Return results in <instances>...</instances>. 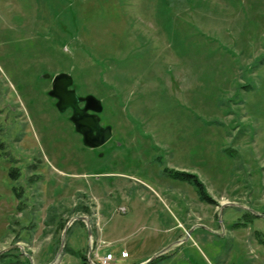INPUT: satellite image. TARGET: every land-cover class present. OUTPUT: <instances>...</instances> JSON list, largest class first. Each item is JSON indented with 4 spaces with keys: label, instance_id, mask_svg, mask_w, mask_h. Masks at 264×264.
<instances>
[{
    "label": "rangeland",
    "instance_id": "1",
    "mask_svg": "<svg viewBox=\"0 0 264 264\" xmlns=\"http://www.w3.org/2000/svg\"><path fill=\"white\" fill-rule=\"evenodd\" d=\"M59 73L101 101L103 146ZM257 231L264 0H0V264H264Z\"/></svg>",
    "mask_w": 264,
    "mask_h": 264
},
{
    "label": "water",
    "instance_id": "2",
    "mask_svg": "<svg viewBox=\"0 0 264 264\" xmlns=\"http://www.w3.org/2000/svg\"><path fill=\"white\" fill-rule=\"evenodd\" d=\"M52 80L51 89L47 92L50 96L56 99L55 106L58 111L64 112L66 109L71 108L72 115L69 116L71 122L74 125V129L82 134V142L84 145L94 148L99 147L111 138V126L106 125L102 127L99 123V116L103 109L102 103L99 99L91 94L85 95L84 97L78 96L75 88H69L72 85L73 80L68 73L56 74ZM84 102V106L80 107L78 103ZM93 112L92 114L87 112ZM96 133V136L93 134ZM227 204L236 205L234 203H224L221 205L223 208ZM259 215L257 213H254ZM77 219L83 220L88 225V220L84 216H78ZM69 223L63 230L60 246L58 248L59 254L64 247V236L66 228H68ZM90 233V230H88ZM152 256L146 262H150L155 258ZM146 262L140 264H146Z\"/></svg>",
    "mask_w": 264,
    "mask_h": 264
},
{
    "label": "trees",
    "instance_id": "3",
    "mask_svg": "<svg viewBox=\"0 0 264 264\" xmlns=\"http://www.w3.org/2000/svg\"><path fill=\"white\" fill-rule=\"evenodd\" d=\"M169 175L172 178L184 180V181L191 183L195 187L196 192L198 193L199 197L202 198V200L210 203V199L207 197V195L204 191V187L202 186V184L200 183V181L196 178V176L194 174H190V173L187 174L184 172H176V171L173 172L172 171L171 174H169ZM247 214L249 215L248 218L250 221V218L253 217L254 215L251 213H247ZM255 237L260 244L264 245V233H260L257 231V232H255ZM152 262L153 261H150V262H147L146 264H153ZM27 264H29V261H27Z\"/></svg>",
    "mask_w": 264,
    "mask_h": 264
},
{
    "label": "built area",
    "instance_id": "4",
    "mask_svg": "<svg viewBox=\"0 0 264 264\" xmlns=\"http://www.w3.org/2000/svg\"><path fill=\"white\" fill-rule=\"evenodd\" d=\"M121 212L125 211V208H120ZM122 253V252H121ZM99 264H114L116 263V255L112 252H107L106 254L102 255L100 258L98 257Z\"/></svg>",
    "mask_w": 264,
    "mask_h": 264
},
{
    "label": "flooded vegetation",
    "instance_id": "5",
    "mask_svg": "<svg viewBox=\"0 0 264 264\" xmlns=\"http://www.w3.org/2000/svg\"><path fill=\"white\" fill-rule=\"evenodd\" d=\"M51 85H52V80H51ZM73 87H74V86H73V83H72V85L69 86V88H73ZM75 90H76V89H75ZM77 95H78V96H81V97H84V96H85V95H79V94H77ZM55 101H56V99H55ZM83 103H84V102L82 101V102H80V103H78V104H79L80 107H83V106H84ZM65 111H69V114H70L69 116H71L72 113H73L72 110H71V108H68V109H66ZM65 111H64V112H61V113H65ZM87 113L92 114L93 112L89 111V112H87ZM100 113H101V112H100ZM100 113H98V114H100ZM98 114H97V116H99ZM69 116H68V117H69ZM69 118H70V117H69ZM99 123H100V125H101L102 127H105V126H106V125H102V124H101V118H100V116H99ZM73 126H74V125H73ZM76 132H77V131H76ZM77 133L81 136V139H82V134H81L80 132H77ZM93 136H96V133H94ZM105 143H107V142H105ZM105 143H104V144H105ZM104 144H102L101 146H103ZM101 146H99V147H101ZM87 147H88V146H87ZM99 147H94L93 149H95V148H99ZM89 148H91V147H89ZM91 149H92V148H91Z\"/></svg>",
    "mask_w": 264,
    "mask_h": 264
}]
</instances>
